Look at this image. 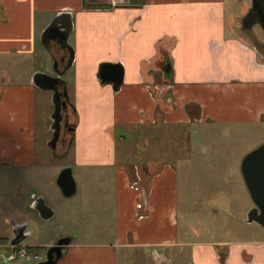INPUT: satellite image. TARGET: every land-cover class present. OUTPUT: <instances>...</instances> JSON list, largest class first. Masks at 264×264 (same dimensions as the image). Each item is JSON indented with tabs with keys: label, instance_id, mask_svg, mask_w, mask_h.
<instances>
[{
	"label": "crops",
	"instance_id": "1",
	"mask_svg": "<svg viewBox=\"0 0 264 264\" xmlns=\"http://www.w3.org/2000/svg\"><path fill=\"white\" fill-rule=\"evenodd\" d=\"M239 6L240 0H123L118 6L112 0H0V174L20 181L44 169L47 134L38 100L45 102L40 93L47 91L34 86L33 77L52 74L36 60L44 69L54 60L61 70L67 64L66 48L41 43L44 30L65 12L75 54L62 78L68 120L80 140L74 166L93 182L98 196L90 202L101 207L111 197L113 203L112 234L98 230L88 236L101 240L71 243L58 264H134L137 253L145 264H264L260 230L253 239H238L202 225V216L196 224L180 216L178 166L152 160L161 154L154 145L144 152L151 161L131 164V140L121 135L136 129L150 139L159 127L180 131L177 146L188 139L191 152L202 157L209 148L197 127L264 124V55L239 33ZM27 62L33 69L23 72ZM107 65L123 69L118 90L101 80ZM34 201L28 204L32 213ZM9 214L11 234L0 236V248L10 254L13 229L16 238L24 228L30 236L17 249L42 248L27 243L33 214ZM18 259L4 258L6 264Z\"/></svg>",
	"mask_w": 264,
	"mask_h": 264
},
{
	"label": "rangeland",
	"instance_id": "2",
	"mask_svg": "<svg viewBox=\"0 0 264 264\" xmlns=\"http://www.w3.org/2000/svg\"><path fill=\"white\" fill-rule=\"evenodd\" d=\"M248 8L249 2L240 0L238 15H242L243 18L247 14ZM240 18L237 25L239 33L246 38L245 40L252 48L264 55V37L261 28L255 27L246 30ZM249 38L256 43L252 44ZM54 64L55 60L44 69V62L36 60L37 68L52 73L49 74L50 76L56 75ZM65 67L63 65V70ZM7 68L12 73H19L18 66L15 64H9ZM32 69V62H27L26 66L23 65V72ZM51 93L49 95L47 92L40 93L47 100L45 102L41 98L38 100V112L41 123L46 129L47 145L53 138L51 115L54 113V107L52 104L53 93ZM67 112H69V108ZM196 129L204 134L205 145L209 148L208 156L201 157L193 154L188 139L185 140L186 146L183 145L181 148L177 146L182 142V139H180V131L176 130L167 131V129L159 127L151 134L150 139L144 136L142 131L138 132L136 129L123 131L121 135L127 136L131 140L128 147L133 154L130 158L127 157L131 164L151 161L146 158L144 152L150 145H154L155 149L161 151V154H157V157L152 160H157V162L172 161L178 166L181 188L180 216L186 214L190 217L189 220L195 224L199 222L196 217L202 216V225L216 228L219 234L233 232L235 238L238 237V239L255 238L257 235L255 228L264 234V229L259 225L247 224V215L255 207V204L241 172L245 156L264 144V124L246 127L238 125L207 126L205 129L200 127ZM79 143L76 131L69 134L63 123L56 151L53 152L49 146H45V156L43 157L45 164L40 175L28 177V179L23 178L20 181H9L5 179L4 174H0V236L11 234V228L10 233L7 231L9 213H13L17 209L28 211L33 214V220L29 221H31L30 231L34 232V235L27 243L42 247L36 248L34 252L40 255L43 260L53 242L56 244L63 238H70L71 243L80 244L86 241L94 243L93 241L101 240L100 235L88 236L89 234L102 230V233L108 232L106 234L108 236L113 231L112 229L108 230L113 221L110 189L107 190L109 191L107 196L110 197L107 201L108 204L98 207L96 201L90 202L89 197L92 199L97 195L96 189L92 185L93 182L89 181V174L88 178L85 176L86 170L78 171L74 166L75 149ZM68 167H73V175L78 186V192L72 198H65L57 185L59 174ZM112 176L110 175L109 178L112 179ZM85 177L87 184L82 180ZM35 197H43L54 210L55 214L51 220L41 221L36 218L35 211L31 212L29 205ZM24 198H27L26 202L23 201ZM104 206L108 208L107 211L104 210ZM29 216L32 218L31 215ZM104 241L107 239L105 238ZM9 252L10 250L6 248H0V264L9 262V260H4L11 256ZM135 258L134 264H145L139 253L135 255ZM18 263L34 264V262L21 258L18 259Z\"/></svg>",
	"mask_w": 264,
	"mask_h": 264
},
{
	"label": "water",
	"instance_id": "3",
	"mask_svg": "<svg viewBox=\"0 0 264 264\" xmlns=\"http://www.w3.org/2000/svg\"><path fill=\"white\" fill-rule=\"evenodd\" d=\"M254 12L252 13L253 16ZM261 16V13H259ZM263 21V20H261ZM247 16L243 20L244 28L251 30L255 25L252 21L247 24ZM264 29V24H263ZM73 32V23L71 17L67 13H61L49 24L44 30L41 36V43L46 49H50L52 42H57L63 48H66L69 53V59L66 67L63 71L59 70L58 61L55 60L54 72L56 76H50L46 73H37L33 77V84L37 88L52 92V104L54 107V113L51 116L53 122L51 129L53 132V138L48 143V146L53 152L56 151V147L60 141L63 123L64 112L68 107L69 97L65 81L62 79L73 65L75 54L72 47L69 45V39ZM63 62L65 60L63 59ZM101 80L103 83L110 81L115 90H118L123 81V69L119 65H107L102 69ZM67 122L69 123L68 117ZM70 131L74 132L75 127L72 126ZM241 172L247 190L255 204V207L251 209L247 215L248 224H257L264 229V144L250 152L245 156L241 165ZM57 185L60 188L65 198H72L77 194V183L73 176L72 168H65L57 179ZM34 210L37 212L38 217L42 221H49L54 217V210L47 204L44 198H36L34 201ZM26 229L22 232L23 237L15 238V232L13 229L12 252L10 261L17 259V246L26 240L30 233L26 234ZM24 234H26L24 236ZM71 244L70 238H63L59 240L54 246L48 248L45 259L36 264H58L62 259L64 250Z\"/></svg>",
	"mask_w": 264,
	"mask_h": 264
},
{
	"label": "flooded vegetation",
	"instance_id": "4",
	"mask_svg": "<svg viewBox=\"0 0 264 264\" xmlns=\"http://www.w3.org/2000/svg\"><path fill=\"white\" fill-rule=\"evenodd\" d=\"M247 2H249V8H248V12L247 14L245 15V17L247 16V20L252 21L254 23V25L256 27H259L261 28L262 32H263V37H264V29H263V24H264V0H245ZM254 12L253 16H252V13ZM259 13H261V16H259ZM242 18L241 22H242V25H243V20L244 18ZM263 20V21H261ZM249 22L247 24H249ZM56 76V75H55ZM68 109V107H67ZM67 109L65 110V112L63 113L64 114V121H66L67 123V126L64 125L65 127V130L69 133V134H72L73 132L70 131V128L73 126L71 123H68L67 122V117H68V112H67ZM66 143V142H65ZM22 232L20 231H17V235L16 237L17 238H20L22 237ZM55 245V244H54ZM53 245V246H54Z\"/></svg>",
	"mask_w": 264,
	"mask_h": 264
},
{
	"label": "built area",
	"instance_id": "5",
	"mask_svg": "<svg viewBox=\"0 0 264 264\" xmlns=\"http://www.w3.org/2000/svg\"><path fill=\"white\" fill-rule=\"evenodd\" d=\"M123 0H112L113 5L118 6L122 3ZM17 258L26 259L28 261L38 263L42 261V257L36 253H29L26 248L18 249L17 251Z\"/></svg>",
	"mask_w": 264,
	"mask_h": 264
},
{
	"label": "trees",
	"instance_id": "6",
	"mask_svg": "<svg viewBox=\"0 0 264 264\" xmlns=\"http://www.w3.org/2000/svg\"><path fill=\"white\" fill-rule=\"evenodd\" d=\"M0 241H1V239H0ZM35 250H36V249H31V248H28V250H27V251H28L29 253H36V252H34Z\"/></svg>",
	"mask_w": 264,
	"mask_h": 264
}]
</instances>
